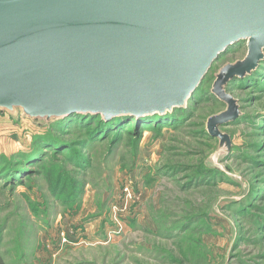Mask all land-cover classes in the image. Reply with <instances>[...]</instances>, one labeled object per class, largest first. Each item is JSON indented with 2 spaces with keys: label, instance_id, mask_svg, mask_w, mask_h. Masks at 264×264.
Returning a JSON list of instances; mask_svg holds the SVG:
<instances>
[{
  "label": "rangeland",
  "instance_id": "obj_1",
  "mask_svg": "<svg viewBox=\"0 0 264 264\" xmlns=\"http://www.w3.org/2000/svg\"><path fill=\"white\" fill-rule=\"evenodd\" d=\"M245 54L237 43L213 62L187 122L89 144L82 168L49 158L40 174L1 181L0 264H264V152L253 146L264 148V83L232 82L239 117L218 127L223 139L200 133L226 108L211 96L215 75ZM36 125L1 110L0 156L27 150ZM58 173L64 190L51 193Z\"/></svg>",
  "mask_w": 264,
  "mask_h": 264
},
{
  "label": "water",
  "instance_id": "obj_2",
  "mask_svg": "<svg viewBox=\"0 0 264 264\" xmlns=\"http://www.w3.org/2000/svg\"><path fill=\"white\" fill-rule=\"evenodd\" d=\"M243 42L211 86L226 108L205 129L221 139L240 115L227 84L264 59V0H0V110L38 122L170 113Z\"/></svg>",
  "mask_w": 264,
  "mask_h": 264
},
{
  "label": "trees",
  "instance_id": "obj_3",
  "mask_svg": "<svg viewBox=\"0 0 264 264\" xmlns=\"http://www.w3.org/2000/svg\"><path fill=\"white\" fill-rule=\"evenodd\" d=\"M232 82L236 86L233 90L237 88L246 90L250 87L256 91H261L259 89L260 85L258 84L264 83V59L250 74L230 81L226 86V90L230 93L231 90L228 86ZM199 87L187 100V103L197 99L196 93L199 91ZM211 96L214 95L211 93ZM237 100L240 102V99ZM189 109L185 105L184 107L175 108L170 113L162 115L153 114L141 117L121 115L109 120H105L100 114L73 113L61 118H53L46 122L37 121L36 127L44 128V131L33 135V140L27 150L18 151L8 158L0 156V162L3 163V167L0 170V182L3 181V184H5L7 181L10 182L9 180L11 179L13 183H20L22 182V178L18 179L20 174H25L24 176H29L34 173L40 174L42 167L49 158L53 162L57 157H62L69 164L82 168L88 161L85 151L89 144L97 145L106 141L112 144L124 133L129 136H138L141 135V128L144 126L154 129H160L161 126L169 125L176 127L187 122L192 116L189 113ZM129 123L133 125L131 128L127 127ZM200 133L208 135L204 128L201 129ZM253 146L256 149L254 151L256 153L255 156H260L264 152V148L261 145ZM54 183L55 187L51 193H62L64 190L63 187H65V181L62 180L60 173L57 174ZM77 190L79 191L78 188ZM262 209L260 207V210ZM259 218L264 222V217L259 216ZM1 231L2 229L0 227Z\"/></svg>",
  "mask_w": 264,
  "mask_h": 264
},
{
  "label": "bare ground",
  "instance_id": "obj_4",
  "mask_svg": "<svg viewBox=\"0 0 264 264\" xmlns=\"http://www.w3.org/2000/svg\"><path fill=\"white\" fill-rule=\"evenodd\" d=\"M213 64V63H212Z\"/></svg>",
  "mask_w": 264,
  "mask_h": 264
}]
</instances>
